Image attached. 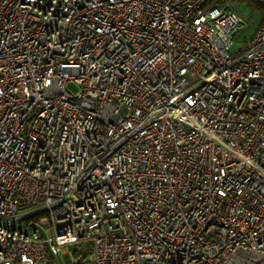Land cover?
Listing matches in <instances>:
<instances>
[{
  "label": "built area",
  "instance_id": "obj_1",
  "mask_svg": "<svg viewBox=\"0 0 264 264\" xmlns=\"http://www.w3.org/2000/svg\"><path fill=\"white\" fill-rule=\"evenodd\" d=\"M233 3L0 0V264H264V20Z\"/></svg>",
  "mask_w": 264,
  "mask_h": 264
},
{
  "label": "rangeland",
  "instance_id": "obj_2",
  "mask_svg": "<svg viewBox=\"0 0 264 264\" xmlns=\"http://www.w3.org/2000/svg\"><path fill=\"white\" fill-rule=\"evenodd\" d=\"M236 4L233 8L240 14L245 22V26H243L237 35H242L244 39H247L253 33V30L261 21V15L258 9L248 5L246 2L242 0H231ZM258 2L264 4V0H257ZM233 3V4H234ZM238 43H241L238 40ZM71 89L74 87L72 85L69 86ZM69 252L73 255V257H77L79 254L84 256L88 252V245L85 242H80L79 245L70 244ZM49 264H69L67 254L62 256L52 255L51 261Z\"/></svg>",
  "mask_w": 264,
  "mask_h": 264
},
{
  "label": "trees",
  "instance_id": "obj_3",
  "mask_svg": "<svg viewBox=\"0 0 264 264\" xmlns=\"http://www.w3.org/2000/svg\"><path fill=\"white\" fill-rule=\"evenodd\" d=\"M242 1L246 2L248 5L254 7L255 9L259 10L261 15V21L259 22L260 24L262 20H264V4L258 2L257 0H242Z\"/></svg>",
  "mask_w": 264,
  "mask_h": 264
}]
</instances>
